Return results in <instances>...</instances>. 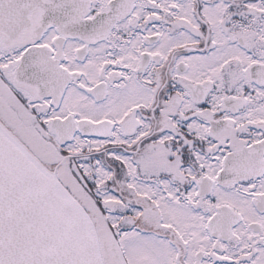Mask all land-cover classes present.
I'll return each mask as SVG.
<instances>
[{"label":"snow or ice","instance_id":"1","mask_svg":"<svg viewBox=\"0 0 264 264\" xmlns=\"http://www.w3.org/2000/svg\"><path fill=\"white\" fill-rule=\"evenodd\" d=\"M0 264H264V0H0Z\"/></svg>","mask_w":264,"mask_h":264}]
</instances>
